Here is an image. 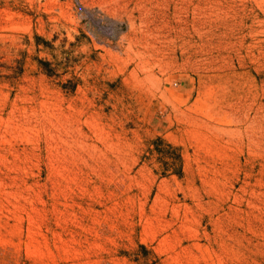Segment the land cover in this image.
Returning a JSON list of instances; mask_svg holds the SVG:
<instances>
[{
  "label": "rangeland",
  "instance_id": "rangeland-1",
  "mask_svg": "<svg viewBox=\"0 0 264 264\" xmlns=\"http://www.w3.org/2000/svg\"><path fill=\"white\" fill-rule=\"evenodd\" d=\"M0 264H264V0H0Z\"/></svg>",
  "mask_w": 264,
  "mask_h": 264
},
{
  "label": "built area",
  "instance_id": "built-area-1",
  "mask_svg": "<svg viewBox=\"0 0 264 264\" xmlns=\"http://www.w3.org/2000/svg\"><path fill=\"white\" fill-rule=\"evenodd\" d=\"M99 29V31L101 30V28H98ZM103 34H104V32H102ZM108 35L110 36L111 34L110 33H108Z\"/></svg>",
  "mask_w": 264,
  "mask_h": 264
}]
</instances>
